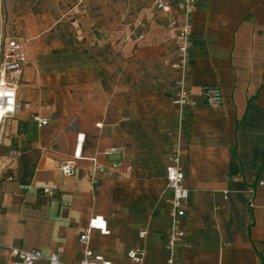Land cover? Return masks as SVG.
Returning a JSON list of instances; mask_svg holds the SVG:
<instances>
[{
  "label": "crops",
  "instance_id": "crops-1",
  "mask_svg": "<svg viewBox=\"0 0 264 264\" xmlns=\"http://www.w3.org/2000/svg\"><path fill=\"white\" fill-rule=\"evenodd\" d=\"M81 3L73 16H23L12 36L24 42L28 63L21 106L0 141V264H12L9 245L77 263L95 215L109 233L93 229L89 245L113 264H168L166 169L179 132L190 195L178 261L264 264V0H199L187 72L193 104L180 131L178 73L166 63L177 52L169 14L147 12L141 24L137 0L128 18L120 0ZM214 85L220 107L205 100L204 87ZM79 133L83 157L66 176L59 165ZM136 248L141 262L128 256Z\"/></svg>",
  "mask_w": 264,
  "mask_h": 264
},
{
  "label": "built area",
  "instance_id": "built-area-1",
  "mask_svg": "<svg viewBox=\"0 0 264 264\" xmlns=\"http://www.w3.org/2000/svg\"><path fill=\"white\" fill-rule=\"evenodd\" d=\"M198 2L199 0H155V6L169 14V26L177 27L175 36L176 58L167 60L166 63L178 73L175 79L177 90L174 103L177 105L179 131L185 118L186 108L193 104L191 90L187 82V72L190 63V49L192 47L193 12L196 10ZM174 6L182 15L181 23H179L178 15L173 11ZM27 63L28 55L24 42L18 37L6 36L4 42L0 43V141L4 134L6 120L13 117L21 106L18 101V86ZM204 95L206 103L211 107H220L224 102L223 92L217 85L205 86ZM35 118L39 126L49 122L48 118ZM97 125H100V123ZM84 141L85 134L79 133L73 155L60 163L59 169L64 175L71 176L76 173L77 160L83 157L82 146ZM185 151L184 139L181 132H179L170 157V163L166 169L168 186L172 190L171 225L167 236L168 264H183L177 259V248L185 237L182 217L186 213L185 206L190 195L189 189L184 184L185 173L181 164ZM90 159L96 168H100L96 157H91ZM120 166L121 163L119 162L112 164L114 169ZM126 175H130V169H127ZM93 182L95 184L98 183V179L94 177ZM43 191L49 194L54 193L51 188H44ZM93 229H100L104 234L109 233L107 221L103 216L95 215L91 217L87 229L80 237L85 244L83 257L75 264H113V261L103 253L96 252L90 247V235ZM139 235L144 238L147 235V230H142ZM8 249L12 256V264H35L41 259H45L48 264H70L64 261L58 253L45 255L40 250L25 249L16 245H9ZM128 256L134 261L141 262L144 257V251L139 248L131 249L128 251Z\"/></svg>",
  "mask_w": 264,
  "mask_h": 264
},
{
  "label": "rangeland",
  "instance_id": "rangeland-1",
  "mask_svg": "<svg viewBox=\"0 0 264 264\" xmlns=\"http://www.w3.org/2000/svg\"><path fill=\"white\" fill-rule=\"evenodd\" d=\"M81 1L82 0H0V43H3L5 37L8 36L7 32H9L10 36L19 34L20 23L18 20L21 17L42 15L47 19H57L63 15L73 16L74 12L71 9L76 5L78 6ZM105 1L108 4L118 3V0ZM120 3L124 15L128 18L130 0H120ZM137 6L139 23L141 24L147 12L159 10L155 6V0H137ZM69 11L71 12L69 13Z\"/></svg>",
  "mask_w": 264,
  "mask_h": 264
}]
</instances>
